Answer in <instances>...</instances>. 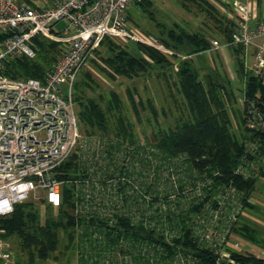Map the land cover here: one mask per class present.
Masks as SVG:
<instances>
[{
    "label": "trees",
    "instance_id": "16d2710c",
    "mask_svg": "<svg viewBox=\"0 0 264 264\" xmlns=\"http://www.w3.org/2000/svg\"><path fill=\"white\" fill-rule=\"evenodd\" d=\"M134 3L146 6V9L143 7L144 11L148 10L149 17H153L152 11L147 8L150 6V0H134ZM188 3L213 18L222 38L230 42L233 28L231 20L220 14L208 0H180L183 7ZM33 6L39 7L35 4ZM175 26L176 28L170 27L167 31L160 29L158 32V38L166 46L177 49L184 45L190 55L210 48L209 39L205 34L188 31L178 24ZM6 35V32H0V40ZM38 35L40 34L34 35L32 39ZM105 40L102 45H106L110 50V55L105 58L110 69L107 70L109 75L132 77L145 73L153 65L170 67L169 57L164 52L147 47L141 51V43L136 44L137 52H134L125 43H107L108 39ZM230 47L235 54L238 78H245L242 107L236 110L232 108L235 95L220 83L217 72L213 77L205 75L200 78L190 58L182 60L179 68L175 69L176 80L173 84L185 101L187 115L176 118L173 125H159L152 134L153 142H147L153 147L148 151L136 140L133 121L122 115L120 99L114 90L109 92L106 108H102L99 101L89 98L88 101H83L78 98L81 107L80 111H76L81 132L105 137L108 158L113 163L107 171H95L96 175L105 178L101 182L111 178L112 197L120 200L112 199L113 209L110 216H102L100 213L87 216L76 212L77 198L70 181L75 177H91L92 174L83 165L84 162L78 153L73 152L57 168L56 176L63 181L61 203L52 206L44 198L38 199L46 206L55 208L59 214L57 218L48 216L44 223L39 222L35 211H26L21 206L24 201L26 204H34L27 199L14 204L9 214L0 216V227L6 234L18 236L20 249L30 262H33L35 257L47 258L49 253L58 247L59 229H66L71 244L80 253L79 264H99L94 257L99 258L101 251L104 255L117 251L130 258L133 264H172L179 255L193 259V262L187 264H214L216 253L201 244L195 231L197 221L192 222L190 216L195 214L198 219L207 206L209 209L215 207L218 204L216 196L222 191H228V197L231 193L230 198L240 202L243 208L251 205L248 199L255 188L257 178L259 175L264 176V77L254 76L246 69L241 44H230ZM139 51L152 59V63ZM30 60L31 57L25 55L7 58L3 61L2 72L11 78L43 79L54 63L41 71L42 69ZM127 93L138 116V106L131 92L127 90ZM73 99L76 103L75 94ZM138 103L142 105L140 100ZM250 106L254 111L252 113L249 112ZM149 107L155 111L152 104L149 103ZM236 111L239 112L238 117L235 115ZM251 121L256 125L252 126ZM142 149L145 153L151 151L150 155L155 160L152 161L155 166H152L154 177L151 181L143 179L142 169L132 163L140 158L139 152ZM150 161L148 158V166H151ZM257 162L260 163L259 170L253 172L250 167ZM162 169L179 173L177 178L180 191L188 193L193 187L199 189L198 194L185 199L188 211L179 208L180 201L169 198L173 192L164 187L162 193L158 176ZM143 194L146 198H143ZM224 197L226 198V195ZM157 198L165 201L168 208L166 211L160 207L161 204L158 209L155 208ZM140 207L143 208L142 218H136L135 210ZM239 216L238 214L237 217ZM246 228L253 231L247 224L236 219L231 231L249 241L264 243V240L249 234ZM226 249L233 257L244 262H264V259L250 252H241L230 246H226ZM116 261L109 260L112 263Z\"/></svg>",
    "mask_w": 264,
    "mask_h": 264
},
{
    "label": "built area",
    "instance_id": "2783aa9c",
    "mask_svg": "<svg viewBox=\"0 0 264 264\" xmlns=\"http://www.w3.org/2000/svg\"><path fill=\"white\" fill-rule=\"evenodd\" d=\"M131 2L52 0L49 5L35 7L25 0H0V32L7 33L0 41V216L9 214L14 204L30 194L58 206L62 200L63 181L56 176L57 168L73 152L78 153L92 174L67 180L74 187L76 212L87 216L112 214V199H120L112 197L111 178L101 182L105 178L95 172L111 167L107 139L81 132L72 88L77 73L93 57L104 36L151 45L166 54L171 52L154 35L130 29L127 10ZM234 9L237 19L229 43L241 44L245 51L253 48L251 63H246L247 70L254 76L264 77V18L252 16L246 0L235 2ZM61 19H65L66 25L60 32H54L53 24ZM36 34L61 42L59 58L43 79L5 75L2 72L4 60L35 55L32 37ZM249 112H254L252 106ZM251 125L256 124L251 121ZM143 198L146 195L143 194ZM216 198L218 204L210 209L207 206L198 219L196 217L195 225L201 244L216 253L214 264H264L244 262L225 251L226 246L239 247L238 242L233 246L227 242L241 204L234 199L233 208L224 211V195L220 193ZM142 209L135 210L136 218H142ZM2 231L0 227V234ZM6 244L0 238V255L7 258L9 252L2 249ZM108 254L101 251L100 257L95 256L94 260L99 264H133L126 256H121L116 263L109 262ZM188 262L193 259L179 255L172 264Z\"/></svg>",
    "mask_w": 264,
    "mask_h": 264
},
{
    "label": "rangeland",
    "instance_id": "374dc122",
    "mask_svg": "<svg viewBox=\"0 0 264 264\" xmlns=\"http://www.w3.org/2000/svg\"><path fill=\"white\" fill-rule=\"evenodd\" d=\"M29 1L32 3L26 0V2L32 6L34 4L38 6L49 5L52 2V0ZM214 2L221 4V10L223 8L225 11V17L233 22L234 27L237 19L235 9H229L231 7L222 0H214ZM143 7L134 3V0H132L127 10L128 25L130 29L135 32L154 35L160 44H163L166 49H169L171 52L167 53V55L169 57L168 62L170 67L161 68L157 65H153L151 68H148L145 73L132 77L109 75L110 72L107 70L110 69L105 62V58L110 55V50L107 49L106 45H102L104 40L108 39L107 43H125L130 49H133L134 52L137 49L136 44L140 43L104 36L93 52L92 59L88 60L77 73L74 81L75 84L72 88V94H75L76 98L75 107L77 111H80L81 106L78 102V98H82L83 101H88V98L99 101L102 108H106L109 92L110 90H114L120 99V111L122 115L133 121L135 138H137L136 140L139 142L140 146H144L148 151L151 148L153 149V147L149 146L147 142H153L152 134L159 125H173L176 118L187 115L185 101L176 85L173 84V81L176 80L175 69L177 70L179 68L182 60L190 58L191 64L196 68L200 78L205 75L213 77L214 73L217 72L220 83H222L228 91L231 90L235 95L236 99L232 104L234 110L238 109V107L241 108L240 99L242 97V88L244 87L243 82L245 78L242 77L243 80L238 78V74L235 72V58L230 44L222 38L221 33H219V30L215 26L214 19L199 12L195 5L188 3L186 7H183L180 4V0H151L150 6L147 8L152 11V18L149 17L148 10L144 11ZM144 8L146 9V6ZM229 14L233 15L234 18H231ZM175 24L184 27L188 31H197L205 34L209 39L210 48L201 53L198 52V54L195 53L190 55L184 45L181 47L179 46L177 49L166 46L158 38V32L160 29L167 31L170 27L176 28ZM65 25V19H61L53 24L52 29L54 32H60ZM52 36H54V34H52ZM213 41H216V43ZM32 44L35 50V55L31 57L30 62L37 64V66L42 69L41 71L49 68L54 60L60 55L62 50V44L60 41L46 35H38L35 39H32ZM141 45H143L140 46L141 51H143L145 47L159 50L151 45ZM139 53L142 55L143 52L141 53L139 51ZM246 56L247 51L243 48L242 58L246 69H249L245 62ZM146 60L152 63V59L146 58ZM12 65L14 66V63ZM127 90L131 92L133 99L138 106V116L135 109L131 106ZM138 100L142 102L141 106L138 103ZM149 103L154 107V112L149 107ZM230 112L232 113V111ZM235 115L238 117L239 112L236 111ZM111 119H113V117H111ZM233 121H235V117H233ZM234 130L237 132L235 125ZM143 151L144 150L142 149V151L139 152L141 159L137 158L138 160H135L132 163L138 166L139 169H142L141 177H143V179L145 178L148 181H151L154 177V168H152V166H155L153 163L155 160H153V156L150 155L151 151L148 153ZM128 158L130 157L128 156ZM148 158L151 160V163L149 164L151 166H148L146 163L148 162ZM141 160L143 161L142 163ZM258 162L250 167L253 169V172L259 170L260 163ZM146 166H148L147 169ZM159 172L160 175L158 176L161 184V191L164 190L165 187L167 191L173 192L169 198L171 200L175 198L177 202L180 201L179 208L186 211L185 199L194 196L199 189L193 187L188 193L180 191L177 178V176L179 177V173L172 172V174L171 171L166 172L165 169H162ZM227 192L223 193L222 191L221 194L226 195L227 198ZM200 193L201 192H199V194ZM230 195L232 194H229L228 201L224 198V204L222 205V210L224 211H229L233 208L232 206L234 204H232ZM27 201H31L34 204H26L24 201L21 203V206L26 211H35L38 214V221L41 223H44L48 216L57 218L59 215L55 208L46 206L45 203L38 201V199L32 194L28 196ZM176 201L174 203L177 205ZM248 201L251 205L244 208L241 206L239 210L240 216L237 217V219H239L240 222L247 224L248 228L253 230L249 231L246 228L249 234L253 235L256 239L264 240V176H258L255 188L249 196ZM158 204H161L160 207L165 211L168 209L167 204L162 198H157L155 200V206H158ZM172 204L173 203H171V206H173ZM196 217L197 216L193 214L190 216V220L194 222ZM242 229L245 230L244 228ZM59 234L60 241L58 247L54 251H51L47 258L35 257L34 261L30 262L27 255L20 249V240L18 236L16 234H6L5 230L2 231L0 238L7 243L2 249L4 252H9V257L6 258L0 255V264H79L80 253L75 246L71 244L67 235V230L59 229ZM234 242H238L239 244V247L236 248L238 251L250 252L258 257H264V243L249 241L246 238L239 236L238 233L231 231L227 243L233 246L232 244ZM225 251L229 250L226 249ZM89 252L94 253V251L91 250H89ZM85 255L86 253H84L83 256ZM121 256L122 255L117 251H114L113 253H109L107 258L108 260L112 259V261H115L119 260Z\"/></svg>",
    "mask_w": 264,
    "mask_h": 264
},
{
    "label": "crops",
    "instance_id": "0c3cea01",
    "mask_svg": "<svg viewBox=\"0 0 264 264\" xmlns=\"http://www.w3.org/2000/svg\"><path fill=\"white\" fill-rule=\"evenodd\" d=\"M151 1V0H150ZM215 8H216V10L220 13V14H222L223 16H225L224 15V10H223V8H222V10H221V4H218V3H215L214 2V0H208ZM223 2H225L226 4H228L231 8H229V9H234V6H235V2H237V1H239V0H222ZM247 2H248V4H249V10H250V12H251V14H252V16H254L256 19H261V18H264V0H247ZM222 6H224V5H222ZM127 14H128V11H127ZM230 15V14H229ZM231 16V18H234V16L233 15H230ZM222 36V35H221ZM208 50V49H207ZM231 50H232V52H233V55H234V58H235V54H234V51H233V49L231 48ZM206 51V50H205ZM253 51H254V49L253 48H249L248 50H247V56H246V59H245V62L247 63V64H250L251 63V60H252V55H253ZM199 53H201V52H199ZM196 54H198V53H196ZM142 56L144 57V58H147V59H149V57L146 55V54H144V53H142ZM235 72H237V70H236V65H235ZM243 97V96H242ZM242 97H241V107H242Z\"/></svg>",
    "mask_w": 264,
    "mask_h": 264
}]
</instances>
